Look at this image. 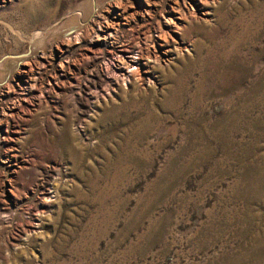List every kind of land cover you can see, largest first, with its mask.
<instances>
[{"label": "rangeland", "instance_id": "obj_1", "mask_svg": "<svg viewBox=\"0 0 264 264\" xmlns=\"http://www.w3.org/2000/svg\"><path fill=\"white\" fill-rule=\"evenodd\" d=\"M0 264H264V0H0Z\"/></svg>", "mask_w": 264, "mask_h": 264}, {"label": "bare ground", "instance_id": "obj_2", "mask_svg": "<svg viewBox=\"0 0 264 264\" xmlns=\"http://www.w3.org/2000/svg\"><path fill=\"white\" fill-rule=\"evenodd\" d=\"M136 59V58H135ZM131 62H133L132 60H131ZM134 76V75H133ZM135 76H137V75H135ZM139 78V77H138ZM138 80H140V79H138Z\"/></svg>", "mask_w": 264, "mask_h": 264}]
</instances>
